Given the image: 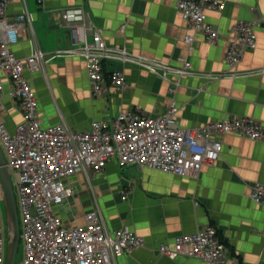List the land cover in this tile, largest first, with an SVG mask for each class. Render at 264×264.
Returning a JSON list of instances; mask_svg holds the SVG:
<instances>
[{"label": "crops", "instance_id": "0c3cea01", "mask_svg": "<svg viewBox=\"0 0 264 264\" xmlns=\"http://www.w3.org/2000/svg\"><path fill=\"white\" fill-rule=\"evenodd\" d=\"M224 1L223 11H207L209 23L220 34L213 45L177 13L178 0H12L7 12L11 21L24 11L33 18L13 53L28 58L35 41L49 60L41 70L25 71L37 94L43 126L64 124L85 132L93 122L110 125L138 107L149 116L164 115L173 101L186 129L231 117L253 118L264 125V0ZM79 6L86 8L109 47L126 48L176 68L188 60L193 74L181 79L173 96L160 77L135 65L106 62L104 74L123 72L127 86H110L106 95L95 97L83 59H51L57 50L73 47L70 32L59 26V10ZM241 21L254 25L257 48L244 54L237 77L213 79L234 72L226 55L232 29ZM189 35L194 37L192 47L185 41ZM10 87L5 80V90ZM1 101L0 122L14 132L23 122L18 103L6 92ZM221 141L220 159L204 166L198 178L120 168L116 158L101 175L72 176L68 182L75 194L56 208L57 214L67 226H85L86 215L98 206L109 230L129 226L145 239L147 248L120 257L116 264H209L183 256L172 260L157 252L161 245L173 247L178 237L209 226L227 245L228 264H264V204L251 199L255 184H264V143L232 134Z\"/></svg>", "mask_w": 264, "mask_h": 264}, {"label": "built area", "instance_id": "2783aa9c", "mask_svg": "<svg viewBox=\"0 0 264 264\" xmlns=\"http://www.w3.org/2000/svg\"><path fill=\"white\" fill-rule=\"evenodd\" d=\"M11 3L12 0H0V113L1 97L6 92L18 103L23 122L14 132L0 122V146L18 191L24 240L21 264H116L120 257L147 248L145 239L129 226L109 230L98 206L86 215L85 226H67L56 208L74 196L75 189L68 182L72 176L101 175L109 161L116 158L120 168L134 166L198 178L204 166L220 159L223 136L232 134L264 143V125L253 118L231 117L196 129L183 128L177 118L175 101L164 115L149 116L138 107L118 115L110 125L93 122L85 132L74 131L64 124L43 126L37 94L25 71L41 70L49 60L35 41L31 43L32 53L28 58L15 56L12 48L19 43L22 31L32 24L33 18L24 11L11 21L7 15ZM225 6L224 0H178L176 10L192 31L202 34L214 45L220 34L209 23L207 11L221 12ZM59 15V26L70 32L73 47L57 50L51 59H83L95 97L106 95L110 86L121 89L127 86L123 72L114 71L108 77L104 74L106 62L135 65L160 77L169 83L168 92L173 96L181 79L193 74L188 60H182L181 68H176L164 61L133 54L126 48L109 47L84 6L62 8ZM185 41L192 47L194 37L189 35ZM256 48L254 25L238 22L232 29L226 55V62L234 72L213 79L237 77L235 71L244 54ZM5 80L11 86L8 91ZM251 199L264 204V184H255ZM1 202L0 186V264H5L8 233L1 215ZM157 252L172 260L183 256L209 264H228L229 257L227 245L211 226L193 235L178 237L173 247L163 244Z\"/></svg>", "mask_w": 264, "mask_h": 264}, {"label": "water", "instance_id": "95a60500", "mask_svg": "<svg viewBox=\"0 0 264 264\" xmlns=\"http://www.w3.org/2000/svg\"><path fill=\"white\" fill-rule=\"evenodd\" d=\"M0 186L2 201L6 213V226L8 233V244L5 264H16L17 254L20 245V219L12 177L6 166L3 150L0 146Z\"/></svg>", "mask_w": 264, "mask_h": 264}, {"label": "rangeland", "instance_id": "374dc122", "mask_svg": "<svg viewBox=\"0 0 264 264\" xmlns=\"http://www.w3.org/2000/svg\"><path fill=\"white\" fill-rule=\"evenodd\" d=\"M12 183H13L16 198L18 199V191H17V188L15 186L14 176L12 177ZM1 215H2L3 220L6 223V213H5V207H4L3 201L1 202ZM19 219H20V225H21V235H20V245H19V251L17 254L16 264H21L23 257H24V240H23V229H22V217L20 215V212H19Z\"/></svg>", "mask_w": 264, "mask_h": 264}]
</instances>
